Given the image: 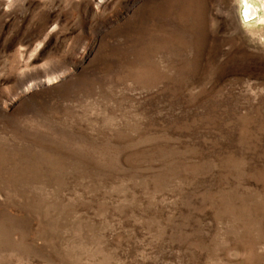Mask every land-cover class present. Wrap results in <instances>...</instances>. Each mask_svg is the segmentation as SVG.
<instances>
[{
	"label": "rangeland",
	"instance_id": "rangeland-1",
	"mask_svg": "<svg viewBox=\"0 0 264 264\" xmlns=\"http://www.w3.org/2000/svg\"><path fill=\"white\" fill-rule=\"evenodd\" d=\"M0 0V264H264V0Z\"/></svg>",
	"mask_w": 264,
	"mask_h": 264
},
{
	"label": "bare ground",
	"instance_id": "bare-ground-1",
	"mask_svg": "<svg viewBox=\"0 0 264 264\" xmlns=\"http://www.w3.org/2000/svg\"><path fill=\"white\" fill-rule=\"evenodd\" d=\"M261 6L256 5V3L252 2L251 0H245V8L244 12L247 18H254L255 16L261 14Z\"/></svg>",
	"mask_w": 264,
	"mask_h": 264
},
{
	"label": "water",
	"instance_id": "water-1",
	"mask_svg": "<svg viewBox=\"0 0 264 264\" xmlns=\"http://www.w3.org/2000/svg\"><path fill=\"white\" fill-rule=\"evenodd\" d=\"M244 8H245V0H242V11H241V14H242V17L244 19V21H250V20H254L256 19L257 17H259V15L255 16L254 18H247L246 15H245V12H244Z\"/></svg>",
	"mask_w": 264,
	"mask_h": 264
}]
</instances>
